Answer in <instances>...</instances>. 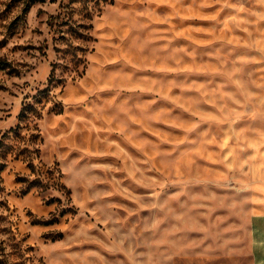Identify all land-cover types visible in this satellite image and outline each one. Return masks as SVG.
<instances>
[{
    "label": "clouds",
    "instance_id": "1",
    "mask_svg": "<svg viewBox=\"0 0 264 264\" xmlns=\"http://www.w3.org/2000/svg\"><path fill=\"white\" fill-rule=\"evenodd\" d=\"M24 7L0 264H264V0H35L9 34Z\"/></svg>",
    "mask_w": 264,
    "mask_h": 264
},
{
    "label": "rangeland",
    "instance_id": "2",
    "mask_svg": "<svg viewBox=\"0 0 264 264\" xmlns=\"http://www.w3.org/2000/svg\"><path fill=\"white\" fill-rule=\"evenodd\" d=\"M34 2L35 0H12L13 5H16L18 3H23L25 7L22 10L23 14L17 16L16 19H14L10 24L7 25L9 34H14L17 31L18 26L22 24L25 20L24 14L27 13V11L29 10V6ZM9 15H11V9H9V11L6 12H0V23L7 20ZM0 158H6V157L0 156ZM6 167H7L6 164H0V172H3ZM17 182H23V178L17 177ZM0 191H2V189H0Z\"/></svg>",
    "mask_w": 264,
    "mask_h": 264
}]
</instances>
